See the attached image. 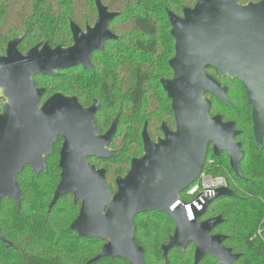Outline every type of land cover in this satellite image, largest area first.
Segmentation results:
<instances>
[{
  "label": "water",
  "instance_id": "obj_1",
  "mask_svg": "<svg viewBox=\"0 0 264 264\" xmlns=\"http://www.w3.org/2000/svg\"><path fill=\"white\" fill-rule=\"evenodd\" d=\"M98 19L83 31L70 23L74 45L54 49L45 43L23 55L17 50L19 39L9 43L7 57H0V89L6 102L0 113V203L14 199L21 205L17 176L26 165L36 175L46 170L45 158L52 154L59 135L63 136L60 152L61 181L49 208L64 195L72 193L80 202V212L71 225L78 236L100 239L103 249L91 262L102 258H121L131 264H145L144 248L135 243L134 218L142 213L159 212L175 222L176 228L162 253L168 262L171 249L185 250L195 245L194 264L207 255L219 264H234L241 256L224 245L223 234H212L224 220L221 216L201 220L217 197H238L231 188H220L198 211L192 204L193 218L181 195L203 173L210 145L213 155L225 153L230 168L243 178L241 163L246 158L236 137L240 131L234 121L222 115L211 116V99L230 105L227 88L206 73L214 67L219 76L240 80L252 107L254 139L263 149L264 142V0L241 5L239 0H198L193 8L184 7L183 16L170 10L175 56L169 61L173 79L162 80L164 91L172 100L177 130L163 125L165 138L157 144L145 129L146 155L133 161L125 177L116 180L112 194L106 183L105 170H98L86 157L111 158L118 153L109 149L117 132V118L111 128L100 135L94 125L98 102L87 109L75 96L55 93L41 105L44 89H37L33 77H55L60 70L82 66L93 68L90 56L103 51L104 42L117 39L109 24L117 12L96 0ZM179 203V204H178ZM0 240L12 247L0 231Z\"/></svg>",
  "mask_w": 264,
  "mask_h": 264
},
{
  "label": "trees",
  "instance_id": "obj_2",
  "mask_svg": "<svg viewBox=\"0 0 264 264\" xmlns=\"http://www.w3.org/2000/svg\"><path fill=\"white\" fill-rule=\"evenodd\" d=\"M102 1L110 12L118 13L109 29L120 38L107 42L104 52L94 57L95 71L70 69L55 77H41L39 84L47 89L43 100L61 92L86 100L96 97L107 101L111 107L106 102L103 108H109V118L118 113L123 100H128L119 121L116 135L119 138L124 132L126 110L131 111L132 120L136 110L144 106V99L157 98L159 108L170 110L171 101L161 83L172 77L169 60L175 56L167 11L182 16L183 8H193L198 0ZM249 2L259 0H239L241 5ZM97 18L96 0H0V53L10 39L22 35L26 38L25 49L44 41L51 47H70L71 21L82 29ZM206 73L227 88L231 102L226 105L207 95L212 102L211 116L220 114L225 122L234 121L240 131L236 140L242 144L246 158L241 163L243 178H239L230 168L229 156L225 153L214 156L212 150L208 151L203 172L214 177L231 174L229 187L238 197H217L201 220L222 217L224 221L212 234L226 235L224 245L241 255L234 264H264V142L261 149L254 139L252 107L241 82L218 76L214 68H207ZM4 101L0 99V108ZM135 124L138 126L137 122ZM138 132L136 129L133 135L137 137ZM60 147L58 142L53 154L46 159L47 171L36 176L28 166L17 176L23 195L20 206L12 198L1 201L0 231L13 245L7 247L0 240V264H89L100 255L105 245L103 240L81 238L71 229L81 209L72 193L60 197L52 209L49 208L61 181ZM138 155L140 146L136 145L132 154L123 150L118 158H110L106 183L112 194L117 192L115 179L124 175L132 156ZM182 197L188 199L185 194ZM133 222L135 243L144 248L145 264H194L195 245L192 243L185 250L171 249L168 262L164 258L162 246L168 244L176 228L171 218L154 211L139 214ZM259 230H262L261 235ZM91 264L131 263L124 258L107 257ZM199 264L219 262L207 255Z\"/></svg>",
  "mask_w": 264,
  "mask_h": 264
},
{
  "label": "flooded vegetation",
  "instance_id": "obj_3",
  "mask_svg": "<svg viewBox=\"0 0 264 264\" xmlns=\"http://www.w3.org/2000/svg\"><path fill=\"white\" fill-rule=\"evenodd\" d=\"M259 1H261V0H259ZM255 3H258V2H255ZM97 16H98V11H97ZM96 21L93 24H90V23L87 22L85 24V27L82 28V30L85 31V28H86L87 25L94 26L95 23H96ZM169 21H170V19H169ZM111 23L109 24V28H110ZM171 34H172V31H171ZM116 36H118L117 39L120 38L119 35H116ZM15 39H19L20 40V42L18 43V45H17L16 48L23 55L28 54L31 51V49H33L34 47L38 46L39 43H42V45H44L45 43H47L45 41L44 42H38V44L35 45L34 47L25 49L26 48V45L24 44L25 39H26L25 36L22 35L21 37H14V38L10 39L7 42L5 48H3L4 52L0 53V57H7V55H8V50L7 49H8L9 43L12 42V41H14ZM117 39L105 41L104 42V45H103V48H104V46H105V44L107 42H109V41H117ZM174 42H175V39H174ZM73 45H74V37H73V33H72L70 47L73 46ZM174 46H175V43H174ZM55 47H57V46H54V47H51V48L54 49ZM70 47H66V48H70ZM104 50H105V48L103 49L102 52H104ZM102 52L95 51V52H93L91 54V56H90L91 64H93L94 57H96L98 54H101ZM175 52H176V46H175ZM169 64H170V62H169ZM208 68H214V67H208ZM70 69H82L84 71L87 70V71H92L93 72V71H95V65L93 64V68L92 69L91 68H86L85 69L82 66H77V67H73V68H70ZM64 71H67V70H60L58 72V74L61 73V72H64ZM41 77L42 78H50V77L43 76V75H38V76L33 77V81H35V84H36L37 89L40 88V89H44L45 90V93L42 95V99H41V103H40L41 105H43L46 102V100H48L51 96H53L55 94L49 96L46 100H43L44 95L47 92V89L44 86H42V85L39 84V82H40L39 80H40ZM173 78L174 77L172 75L171 78H166V79H173ZM234 80H237V79H234ZM243 89H244V86H243ZM163 90H164V88H163ZM0 91H1V89H0ZM56 93H61V92H56ZM245 93H246V91H245ZM165 94H167V93L165 92ZM227 94H228V92H227ZM207 95H210V94H207ZM1 96H2V94L0 95V99L2 98ZM71 96L77 97L78 100H79V103L85 109H87L88 107L93 106L96 102H98L99 107H98V109L96 111L97 114H96V117H95V120H94L93 123H94L95 126H97V127L100 128V130H101L100 133H99L100 135H104L111 128V125H112L114 119H116V118L118 119L117 120V126H116L117 127V132L113 136L112 140L110 141V144L107 146L109 149H111L113 151H116L118 153L114 157L118 158L120 156V154L122 153L123 150L126 153L132 154L134 147H136V145L140 146V155H138V156H132V159L130 160L129 168L124 173V175H121L122 177H125L127 175V173L131 170L132 164H133V161L134 160H136L137 158L144 157L146 155L145 142H144V138H143V134H144L145 129L147 130V135L149 136V138L151 140H153L154 142H156L157 144H159V142H158L159 139H164L165 138V135H164L165 132L163 130V125L168 126L173 131H176L177 130L176 115H175L174 110H172V100L169 97V95H168V98L171 101V103H170V110L168 109V107L167 108H164V109L159 108L158 105H157V98L144 99V106L142 107V109L136 110L137 111L136 112V115H135L134 118H132V120L130 118L131 117V111L129 109H127L126 110L127 112L125 113V116H124L125 117L124 132H123V135L120 136L119 138H116V135L118 134V131H119V128H120V127H118L119 126V121H120L121 116L124 114V105H126L128 103V100H125V101L123 100V102H122L123 105L120 104L119 107H118V109H117L118 113L115 116H112L111 118H109L107 116V113H108L107 110L109 108H107V110H105L103 108L105 106V104H106L107 101H103L102 99L96 98V97H91V98H89V99L86 100V99L81 98L80 96H76V95H71ZM71 96H69V97H71ZM3 99H5V98H3ZM5 102H6V99H5V101L3 103H5ZM2 104H1V106H2ZM107 105L109 107H111V104L109 102H107ZM114 106H116V103H115ZM0 113H1V108H0ZM99 115H100V119H99ZM148 117H151L150 118V122L148 120ZM136 122L138 123V126L139 127L136 126V124H135ZM104 127H106V128H104ZM236 128H237V126H236ZM136 129H139V132L137 134V137L133 135V131H136ZM253 133H254V127H253ZM63 141H64L63 136L62 135H59L58 136V139L56 140V143L53 145V149H52V151L54 152V147L57 145V143L59 142L61 144V147H60V150H59V167H60V152H61V149L63 147ZM209 150H212L213 151V145H210ZM53 152H52V154H53ZM52 154H50V155H52ZM48 157L45 158V161H46V159ZM114 157H111V158H114ZM86 159H87L88 163H90L93 166H95L96 169H98V170H105V175H106L107 168H108L107 167V164H108V162H110V158L99 159L96 156H89V157H86ZM28 166H30V165H26L25 168L28 167ZM46 166H47V161H46ZM30 168L33 171V168L31 166H30ZM47 168H48V166H47ZM47 168L44 171H47ZM60 170H61V167H60ZM44 171H41V172H44ZM33 173H34V171H33ZM39 175H36V176H39ZM60 176H61V172H60ZM121 176H118V177H121ZM117 178L115 179V184H116ZM116 190H117V186H116Z\"/></svg>",
  "mask_w": 264,
  "mask_h": 264
},
{
  "label": "built area",
  "instance_id": "obj_4",
  "mask_svg": "<svg viewBox=\"0 0 264 264\" xmlns=\"http://www.w3.org/2000/svg\"><path fill=\"white\" fill-rule=\"evenodd\" d=\"M203 172V171H202ZM220 188H230L229 180L226 175L212 176L206 172H203L200 175V178L193 183L187 190L185 191V196L188 199H183L181 195V199L186 205L188 211V218H193L192 204L196 207L198 211H201L205 202L208 198L214 197L216 192ZM179 204V203H178ZM261 231H258V234L261 235Z\"/></svg>",
  "mask_w": 264,
  "mask_h": 264
},
{
  "label": "rangeland",
  "instance_id": "obj_5",
  "mask_svg": "<svg viewBox=\"0 0 264 264\" xmlns=\"http://www.w3.org/2000/svg\"><path fill=\"white\" fill-rule=\"evenodd\" d=\"M2 94V91H0V95ZM228 179L232 178L231 174H227ZM234 182V181H233Z\"/></svg>",
  "mask_w": 264,
  "mask_h": 264
}]
</instances>
